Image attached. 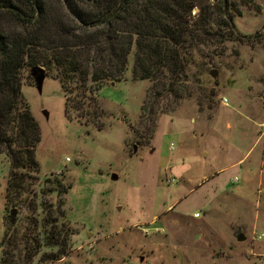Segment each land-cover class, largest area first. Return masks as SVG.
Listing matches in <instances>:
<instances>
[{
	"label": "rangeland",
	"instance_id": "rangeland-1",
	"mask_svg": "<svg viewBox=\"0 0 264 264\" xmlns=\"http://www.w3.org/2000/svg\"><path fill=\"white\" fill-rule=\"evenodd\" d=\"M228 4L231 20L228 12L214 18L230 20L237 36L219 24L202 35L172 93L132 80L133 50L123 79L94 92L102 111L96 125L65 116L54 73L43 68L38 92L25 68L21 96L41 132L38 170L12 207L10 165L0 155V257L10 231L22 240V256H34L30 264H264V139L253 146L264 130V0ZM54 178L69 187L61 200L46 184ZM43 202L64 210L55 228L71 251L55 262L41 260L49 250H29L43 232Z\"/></svg>",
	"mask_w": 264,
	"mask_h": 264
},
{
	"label": "trees",
	"instance_id": "trees-1",
	"mask_svg": "<svg viewBox=\"0 0 264 264\" xmlns=\"http://www.w3.org/2000/svg\"><path fill=\"white\" fill-rule=\"evenodd\" d=\"M210 1L0 0V155L10 165L7 203L20 204V190L38 170L35 150L41 132L21 96L25 68L54 73L65 93V116L89 117L96 125L102 111L94 92L105 81L123 79L133 50V81H151L170 93L175 91L171 82H181L194 43L212 34L219 24L215 15L224 16L230 10L228 0H218L217 8ZM195 10L197 18L192 15ZM2 21L11 22L12 27L6 29ZM228 21L219 25L229 26L237 36ZM47 183L53 188L49 193L60 200L69 190L58 178ZM51 204H42L48 210L41 223L43 232L29 250H49L41 260L55 262L65 258L71 247L63 228H55L64 224L62 202ZM12 234L9 231L3 237L0 264H30L34 256L30 259L27 252L28 257H23L22 240ZM30 243L25 241V249Z\"/></svg>",
	"mask_w": 264,
	"mask_h": 264
},
{
	"label": "water",
	"instance_id": "water-1",
	"mask_svg": "<svg viewBox=\"0 0 264 264\" xmlns=\"http://www.w3.org/2000/svg\"><path fill=\"white\" fill-rule=\"evenodd\" d=\"M210 75L212 76V78H216L217 76V73L216 71H211L210 72ZM31 76L34 80V83H35V87H36V90L38 92H41L42 91V87H43V83H44V80H45V71L42 69V68H34L31 70ZM46 117L48 116L47 113H45ZM114 178H117L116 176H114ZM12 216L15 215V210H12L11 213H10ZM244 238L242 237V235H240L238 237V241H243ZM142 261V259H141Z\"/></svg>",
	"mask_w": 264,
	"mask_h": 264
},
{
	"label": "crops",
	"instance_id": "crops-1",
	"mask_svg": "<svg viewBox=\"0 0 264 264\" xmlns=\"http://www.w3.org/2000/svg\"><path fill=\"white\" fill-rule=\"evenodd\" d=\"M237 136V135H236ZM263 139H264V130H263V132L261 133V135L260 136H257V138H256V140H255V142H254V147H257V146H260V144H261V142L263 141ZM237 151H239V147H238V144H237ZM263 149V150H262ZM261 150H262V154H261V160H260V163H263V156H264V144L262 145V147H261ZM261 153V152H260ZM250 154V151H248L247 152V154L245 155V157L246 156H248ZM244 157V158H245ZM243 158V159H244ZM243 159H241L239 162H237L234 166L235 167H238V166H240L241 165V163L243 162ZM217 175H218V173L217 172H213L210 176H214L213 178H211V179H214V178H216L217 177ZM207 178H209V176H206V175H203V177H202V179H203V181H206V182H208L207 181ZM235 178V177H234ZM210 179V180H211ZM233 178H230V180L229 181H231Z\"/></svg>",
	"mask_w": 264,
	"mask_h": 264
},
{
	"label": "built area",
	"instance_id": "built-area-1",
	"mask_svg": "<svg viewBox=\"0 0 264 264\" xmlns=\"http://www.w3.org/2000/svg\"><path fill=\"white\" fill-rule=\"evenodd\" d=\"M223 103L226 104V99L223 100ZM173 181H174L173 179L168 180V183H171V182H173ZM258 239L261 240V239H262V235H259Z\"/></svg>",
	"mask_w": 264,
	"mask_h": 264
}]
</instances>
